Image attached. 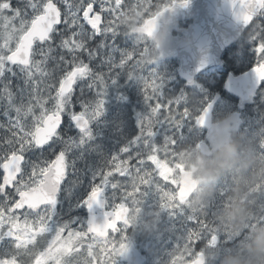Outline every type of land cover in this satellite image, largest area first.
Returning a JSON list of instances; mask_svg holds the SVG:
<instances>
[{"label":"snow or ice","instance_id":"obj_1","mask_svg":"<svg viewBox=\"0 0 264 264\" xmlns=\"http://www.w3.org/2000/svg\"><path fill=\"white\" fill-rule=\"evenodd\" d=\"M176 2L152 11V0H143L149 32L154 18ZM230 5L254 45V72L264 79V0H230ZM126 6L124 0H0V107L6 119L0 123V264H114V257L127 251L125 227L142 212L147 190L159 194L161 208L173 215L179 211L185 220L168 264H200L195 246L202 240L218 243L222 233L209 219L210 212L187 206L177 181L178 139L185 121L204 126L212 104L199 111L181 110L182 98H163L160 73L152 69L147 76L140 74L154 60L146 58V46L116 47L121 32L117 19ZM120 70L140 81L148 111L139 118L138 134L105 159L92 173L88 190L72 203L80 184L75 151L92 137L91 122L102 115L104 91ZM81 85L97 89L94 102L81 100L76 91L83 92ZM158 125L165 129L162 144L155 142ZM73 126L78 138L65 134ZM253 140L264 153V131ZM45 148L48 158H42ZM70 174L77 179L65 189ZM123 177L128 180L117 179ZM106 187L121 193V202L102 219L61 222L62 193L69 208L92 209L104 206ZM259 204V218L264 219V196ZM74 223L82 229L72 228ZM111 232L119 233L120 240H109Z\"/></svg>","mask_w":264,"mask_h":264},{"label":"rangeland","instance_id":"obj_2","mask_svg":"<svg viewBox=\"0 0 264 264\" xmlns=\"http://www.w3.org/2000/svg\"><path fill=\"white\" fill-rule=\"evenodd\" d=\"M129 13L132 11H136V8H133L132 11L130 8L128 9ZM140 12V11H139ZM137 17H133L131 23L126 24L123 28L124 31L132 32V27L136 24H141L143 21V12L138 13ZM121 19V15H120ZM119 19V20H120ZM103 23L106 21L102 17ZM121 23V22H120ZM121 29V25L119 26ZM246 40L242 43L246 45L251 52V56L257 58V54L254 51V45L252 41L249 39V35H246ZM141 41L142 48L147 47V51L145 52V56L148 59H154L151 63L145 65L142 69H140V74L143 76H147L149 71L155 69L158 73H160L162 77V92L163 96L168 95V99L175 98H182L185 94H195L196 91L188 88L185 84L181 81L178 77L177 72L174 76V72L169 70L168 73H165L164 69L169 66L167 62H159L157 61L158 58V49L155 43L146 40V39H139ZM250 42V44L247 43ZM231 55V52H230ZM233 56V55H231ZM247 66L249 62L245 63ZM171 68V67H169ZM129 85L136 90H139L142 84L139 80L135 78H129L128 81ZM126 83H121V100L125 99L128 95L123 92V90L127 87ZM128 85V89L131 90L130 86ZM203 93L199 96L193 95V101L197 102L198 104L201 103L198 99H203L207 101L213 93L206 89L205 84H198ZM107 88H109L107 86ZM93 93H90L91 96H96L97 98V89L92 87ZM109 92H105L103 94V98L105 95H109ZM186 97V96H185ZM198 98V99H197ZM191 99V101H192ZM191 101L189 103H185L184 105H180L181 110L187 107L189 110L199 111L195 109L192 105ZM264 101V100H263ZM230 100L227 98H223L215 107L214 113L217 119H220L229 113L232 112V108L230 107ZM123 106L121 105V108ZM106 105L104 104V111ZM148 108V107H147ZM103 111V112H104ZM143 115L139 111H137L136 116L134 117L135 122L138 125V121L140 116ZM246 124L247 127L244 130L242 137H245L244 141L240 143V148L235 156V162L226 168V171L229 172L225 175H215V176H208L207 182L205 185L196 193L194 198L188 203L187 206L191 208H195L197 210H213L215 216H209V219L213 221L214 227L222 233L219 237L218 243L215 245H207L206 241H201L200 244L196 245L206 246L208 249L211 257H221L224 259L226 255L233 254L236 252H240L243 254L244 245L249 242L251 239L252 234L259 226H264V219H260V212L258 211L259 205L257 204V198L250 195L249 192L243 194L242 198L234 197L231 188L232 177L237 179L236 174L240 173L239 165L240 159L242 156L241 150H250L253 149L255 142L253 140L254 130L252 129L253 126L257 125L256 121H259L257 118L251 117L248 113L246 115ZM192 121L186 120L184 124L185 131L182 134V138L185 141L188 139L185 136L189 135H198L199 132L193 129ZM261 132V131H260ZM157 133H160V138L155 137V142L157 144L163 143V138L165 135V129H162L160 126L157 127ZM204 137L202 135L200 138H196V143L193 146V150H189V148L184 147L183 143L181 144L182 148L179 149L178 154V164L179 167L184 166L185 164L194 161V157H200L198 153V143L200 139ZM132 140V139H131ZM183 141V140H182ZM123 146H121L122 148ZM240 156V157H239ZM235 164V165H234ZM205 168V164H204ZM209 175V174H208ZM122 182L128 180V177L117 178ZM238 180L242 183L244 187L246 186H253L255 190H257V185H254L247 177L239 176ZM177 181H179V176L177 174ZM163 183V182H162ZM169 187H173L172 185ZM234 193H236L234 191ZM104 197L107 199L108 208L113 210L112 205L119 204L120 195L121 193L115 192L111 187H106L104 191ZM159 194L155 190H147V195L144 198V202L142 204V212L135 217L133 220V224L129 230V233H126V242L128 244V238L131 237L132 240L139 239L143 237V241L138 242L139 246H141L148 255V263L147 264H168L171 255L175 252L177 245L181 242L180 237L184 231L185 220L184 217L179 211L175 215L171 214V210L164 209L160 207L159 204ZM239 200L241 201V206L246 210V216L244 219V223L240 224L236 221L229 220L225 213L230 210L236 208L235 205L238 203ZM208 203H210L208 205ZM130 206V204H129ZM215 207V208H214ZM217 207H221L217 209ZM214 208V209H212ZM86 217L82 223H85ZM81 222V221H80ZM83 227L82 224L77 223L73 225V228L76 230H81ZM64 235H67L65 233ZM147 237V238H145ZM48 239H51L49 236ZM113 242L120 240V234L116 233L112 237L108 238ZM90 242V241H89ZM229 245V246H228ZM99 250V249H97ZM86 255V251H85ZM77 259H83V257H77ZM125 262V253L117 255L114 257V264H124ZM214 262V260H213ZM111 264V261H110Z\"/></svg>","mask_w":264,"mask_h":264},{"label":"trees","instance_id":"obj_3","mask_svg":"<svg viewBox=\"0 0 264 264\" xmlns=\"http://www.w3.org/2000/svg\"><path fill=\"white\" fill-rule=\"evenodd\" d=\"M159 1L160 0H152L153 3L152 11H155L160 7ZM124 3L127 6L120 12V14H121V18L125 19V23L121 26V32L119 33L116 47L122 50L123 49L131 50L134 48V46L132 44L129 45V42H127L126 39H131L132 37L126 35L128 32L123 30L126 24H129L131 22V20L129 19L133 18V12L129 13L128 9L130 8V10L132 11L133 8H136L138 11L143 12L142 14L143 19L149 17L150 15H146V11L143 6V0H124ZM119 19H117V24L120 26L121 19L120 20ZM231 55L230 53H224L222 55L225 61L223 68L219 69V67H215L201 73L197 77V82H198L197 85L191 89L195 90L196 92L201 91L198 84L202 83V84H206V89L208 91L212 93L222 92L223 97L229 98L232 101L235 100L233 96L227 94L223 90V83L225 81V77L228 72L234 71L235 73H238L242 71L243 69H241V65L246 62L252 63V61L249 58H247L245 55L244 56L240 55L238 58H236L237 61L235 62L234 58ZM246 55L248 56L247 53ZM118 58L119 57L117 56V59ZM157 61L162 62V58H159L158 56ZM169 61L170 62L168 63L169 66L171 65V68H169V66L165 68L164 69L165 73H168L169 70L173 69L172 71L174 72V76H177L176 75V68L178 66L177 59H170ZM95 66L99 67L98 61L96 62ZM52 67L53 65L50 63L49 70H51ZM220 70L222 71L220 72ZM128 79L129 76L127 75V73H125L123 70H120L119 75L116 77L115 82L108 84L109 88H106L105 92L110 91V94L105 95L104 97V101L106 105L105 111L102 113V115L99 118H97L95 121H92L91 123L92 137L89 139L87 144L81 146L79 149L75 151L73 158L76 161V172L80 180V184L77 185L76 188L74 189V195L71 200L72 203H75V200L81 198L83 194L86 192V190H88L89 183L92 179V173L103 166L105 159L119 152L121 146L127 144L134 136L138 134L139 125H137V123L135 122L134 117L136 116L137 111H139L142 114H145L148 111L147 108L148 105L144 100L142 86H140L139 90H136L135 88L129 85V82H127ZM126 82H127V87L123 90V92L128 96L125 99L121 100L120 86L121 83H126ZM128 85L130 86L131 90L128 89ZM81 88L83 89L82 93H80L79 88H77L76 91L77 94H80L81 100L83 102H94L97 99L96 96L93 95L91 96L90 93L93 92L91 87H88L86 85H81ZM193 95L194 94L183 95L180 105L189 103ZM163 98H168V95L163 96ZM198 100L201 101V103H199L200 105L199 108H202L203 105L205 104L204 103L205 100L203 99H198ZM191 103L193 105V99ZM121 105L123 106L122 108ZM80 107L81 104L78 102L76 104L77 110H79ZM256 107L251 108L252 111H254ZM0 123H6V119L2 115V107H0ZM157 127H159V125ZM260 127L264 128V125H261L257 128ZM65 134L73 138H78V136L80 135L79 131L76 130L74 126L70 130L66 129ZM0 135H3L2 130H0ZM156 137L160 138V133H157ZM196 137L197 135L194 134L185 136V138L188 139L187 141H185L184 139H182V135H181L180 138L178 139V144L181 145L183 143L184 147H187L190 150L193 148L194 144L196 143L195 142L197 140ZM257 153L262 154L264 159V153H261L259 151H257ZM39 155H40L39 153H36V156ZM32 158H35V156ZM42 158H48L47 148H45L44 155ZM241 163H248L249 168L248 169L239 168L240 173L236 174L237 179L232 177L231 188L233 192L231 195H233V197H236L237 199V198H242L243 194L249 192L250 195L257 197V199H259L257 200V203L260 206L259 201H261L262 196H264V162L260 163L258 159L250 158L244 160L243 162H240V164ZM77 176H73L70 174L67 180L65 181L63 187L65 189L71 187L70 181L76 180ZM239 176L247 177L254 185H257V190H255L253 186L244 187L242 183L238 180ZM97 182L99 181L97 180ZM234 191L236 193H234ZM62 196H64V193H62L61 197ZM62 200L63 202L67 201L66 204L67 206L61 207L59 209L61 222L70 221L73 218H78L81 222L84 221L86 216L84 206L69 208V201L67 200V198ZM238 206H241V202H239L236 207ZM210 216L214 217L215 215L210 213ZM143 240L144 239L142 238L140 241L142 242ZM201 249H207V248L206 246H201L200 250ZM198 250L199 248L197 249V251ZM223 260L224 259L221 257L213 256L208 258L206 264H222Z\"/></svg>","mask_w":264,"mask_h":264},{"label":"water","instance_id":"obj_4","mask_svg":"<svg viewBox=\"0 0 264 264\" xmlns=\"http://www.w3.org/2000/svg\"><path fill=\"white\" fill-rule=\"evenodd\" d=\"M186 18L192 19V23L187 29H181V35L172 36L171 32L178 29V22ZM148 21L143 26L136 27L135 31L145 33L155 39L159 44L161 57H178L180 59L178 74L189 86L194 84L195 77L200 72L222 64L223 51L235 42L242 32V29L238 28L240 24L235 19L230 0H188L187 6H181L180 2H176L154 18L150 32L148 31ZM261 80L262 78H259L254 72V68H251L236 77L229 75L224 88L228 93L239 98V106L242 107L244 104L252 102L255 90ZM218 98L219 95H216L212 99L207 123L202 126L209 131L207 138L213 146V150L216 145L214 131H222L224 135L228 130L227 126L224 128L221 124L215 125L211 121V111ZM230 119L236 123L233 127L236 129L239 123L237 115ZM199 148L205 155L211 153L206 143H201ZM190 185L191 182L182 175L180 190L184 202L188 196ZM103 201L105 203L104 199ZM103 213L104 206L101 207L100 204H95L92 209L87 207V220L92 216L100 220ZM144 261L145 257L134 247L133 243H130L127 246L125 264H143ZM204 262L205 255L201 253L200 264H204Z\"/></svg>","mask_w":264,"mask_h":264},{"label":"clouds","instance_id":"obj_5","mask_svg":"<svg viewBox=\"0 0 264 264\" xmlns=\"http://www.w3.org/2000/svg\"><path fill=\"white\" fill-rule=\"evenodd\" d=\"M231 122L229 119V123ZM213 135L216 145L212 157L210 159L201 157L209 176H215L224 168L230 167L235 162L239 149V142L231 137L225 138L222 131H214ZM225 216L231 221L243 224L246 210L238 206L228 210ZM222 264H264V226L257 227L249 242L244 245L243 254L236 252L226 255Z\"/></svg>","mask_w":264,"mask_h":264},{"label":"flooded vegetation","instance_id":"obj_6","mask_svg":"<svg viewBox=\"0 0 264 264\" xmlns=\"http://www.w3.org/2000/svg\"><path fill=\"white\" fill-rule=\"evenodd\" d=\"M190 23V21H185L183 24H185V26H187L188 24ZM243 132L244 131H241L240 133H239V135H241L242 136V134H243ZM235 138V137H234ZM203 140H205V139H203ZM187 148V147H186ZM212 156H210V157H208V159H210ZM203 158H205L206 159V157H203ZM194 161H192V162H189V163H187V164H185L184 166H182L183 168H185V169H189V170H191V169H193L195 166H197V170L193 173V177L192 178H195V179H197V178H204V175H203V171L205 170V168H203L204 167V161L200 158L199 159V157H194ZM203 187V186H202Z\"/></svg>","mask_w":264,"mask_h":264},{"label":"bare ground","instance_id":"obj_7","mask_svg":"<svg viewBox=\"0 0 264 264\" xmlns=\"http://www.w3.org/2000/svg\"><path fill=\"white\" fill-rule=\"evenodd\" d=\"M160 58V57H159ZM256 126V125H255ZM258 168V167H257ZM188 179L189 180H195V181H199V182H202L203 181V179L204 178H197V179H195V178H192V177H188ZM242 194V193H241ZM257 198V197H256ZM257 200H259V199H257ZM258 204V203H257ZM229 246V245H228Z\"/></svg>","mask_w":264,"mask_h":264}]
</instances>
